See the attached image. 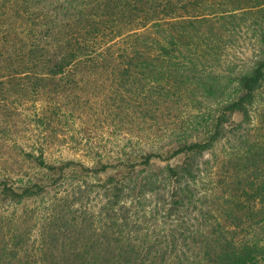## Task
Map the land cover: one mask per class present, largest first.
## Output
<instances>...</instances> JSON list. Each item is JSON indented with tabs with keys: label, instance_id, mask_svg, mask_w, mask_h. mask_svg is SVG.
Returning <instances> with one entry per match:
<instances>
[{
	"label": "rangeland",
	"instance_id": "374dc122",
	"mask_svg": "<svg viewBox=\"0 0 264 264\" xmlns=\"http://www.w3.org/2000/svg\"><path fill=\"white\" fill-rule=\"evenodd\" d=\"M173 1L176 8L191 9L192 5L215 15L239 8L234 11L238 17L220 19V28L207 23L178 26L174 32L179 50L174 52L175 68H169L151 50L150 56L156 59L142 70V75L132 79L133 83L114 82L107 68L81 66L66 70L70 75L63 81H58L60 75L56 79L47 77L34 89L35 80L28 81L33 73L27 78L16 65L22 54L34 47V54L40 53V48L58 41L63 43L64 53L68 44L83 39L104 48L110 31L124 25L126 15L119 13L124 1L98 6L93 0H0V179L15 184L33 179L38 171L29 155L39 153L47 162L71 160L92 166L97 160L111 161L124 152L139 155L157 151L160 158L152 161L159 168L175 162L171 158L175 140L194 139L206 131L216 103L226 98V83L250 69L264 51V11L258 13L252 7L256 0ZM188 39L197 45L183 47ZM42 69L38 67L36 72H44ZM196 83L201 84L200 89ZM263 110L264 90L250 109L249 123L233 127L231 122L237 124L243 119L240 113L233 114L222 139L200 160L208 164L202 166L205 168L196 197L209 191L216 194L215 201L235 188L237 166L227 164V158L238 157L252 147L254 140H264V128H258L257 122ZM46 190L50 192L43 198L0 202L2 264L10 255L11 235L24 241L23 264H33L36 255L37 259L41 256L54 262L63 250L80 251L85 244L93 247V231L99 226L110 228L114 243L128 241L134 245L133 259L136 255L141 260L149 258L148 252L156 248L166 250V258L171 260L174 247L177 252L186 250L179 234L191 231L202 221L193 208L200 206L196 200L180 226L173 218L163 217V211L150 214L152 201L144 210L126 205L124 220L107 223L99 214L102 198L91 176L79 181L61 180ZM213 201L206 200L205 206H216ZM51 231L55 234L53 243L48 237ZM261 231L264 235V229Z\"/></svg>",
	"mask_w": 264,
	"mask_h": 264
},
{
	"label": "trees",
	"instance_id": "16d2710c",
	"mask_svg": "<svg viewBox=\"0 0 264 264\" xmlns=\"http://www.w3.org/2000/svg\"><path fill=\"white\" fill-rule=\"evenodd\" d=\"M93 1L99 6L114 0ZM123 1L124 7L119 13L126 15L124 25L110 31L104 48H97L95 43L92 45V42L83 39L72 46L68 44L66 51L61 53L65 47L57 40L58 43L40 48V53L34 54L37 51L34 47L22 54L16 65L23 73H27V78L30 72L33 73L28 81L35 80L32 83L34 89L47 77L56 79L60 75L58 81H63L66 78L64 76L68 78L70 75L66 70L81 66L107 68L111 70L109 72L114 76V82L129 83L132 79L136 80L138 74L142 75L143 69L153 64L156 57L150 56L151 50L169 68H175L174 52L179 50L178 37L174 32H177L178 26L193 27L201 23H207L210 27L222 25L220 19H234L238 17L234 11L239 10H223L215 15L216 12L206 14L203 8L192 5L191 9L188 6V9L176 8L173 0ZM252 7L257 8L258 13L263 12L264 0H256ZM114 39L121 42H113ZM191 42L192 39H188L182 46L191 49L197 45ZM38 67H43L42 71H45L36 72ZM176 78L173 79L177 80ZM154 82L157 80L152 83ZM174 85L175 83L170 84L171 87ZM200 85L196 83L195 87L200 89ZM224 90L226 98L216 103L206 131L197 134L194 139L175 140L171 153V158H175L174 163L157 168L152 161L160 158L157 151L139 155L134 151L124 152L111 161L97 160L92 166L71 160L47 162L43 154L39 153L37 156L29 155L38 171L33 179L21 180L19 184L12 183L7 178L0 179V202L22 203L36 197L43 198L50 192L46 189L61 180L70 178L79 181L91 176L102 198L99 214L104 216L103 220L107 223L112 222V225L125 219L126 205L144 210L152 201L150 214L163 211V217L173 218L176 226H180L192 203L195 205L196 200L200 201V206L193 208L202 220L201 223L191 231L179 234L186 250L177 252L174 247V258L171 260L166 258V250L161 252L156 248L153 253L148 252L149 258L141 260L136 255L133 259L132 255L136 253L134 245L127 243L128 241L114 243L111 240V231L108 230L110 228L99 226L98 230L93 231V247L85 244L80 251L76 248L74 251L63 250V255L54 262L42 260L41 256L37 259L36 255L33 264H57L55 261H59V264H264V235L263 231L260 233V228L264 229V140H254L252 147L243 150L238 157L227 158L226 163L229 165L238 167L244 164V167L235 169V188L226 195L217 197L215 201L216 194L209 191L196 197L201 187L200 175L205 168L202 166L208 164L200 162L204 152L211 150L222 139L225 126L230 123L233 114L240 113L243 116L239 123L231 122L233 127L241 128L243 123L250 122V109L264 90V51L254 60L250 69L236 74L228 81ZM257 122L258 128H264V110L259 114ZM44 180L47 184L42 185ZM208 199L216 203V206H205ZM161 200H164L163 204ZM49 233L48 237L53 243L55 234L52 231ZM10 242V255L3 264H23L20 260L24 241L11 235ZM90 250L93 255H90Z\"/></svg>",
	"mask_w": 264,
	"mask_h": 264
}]
</instances>
